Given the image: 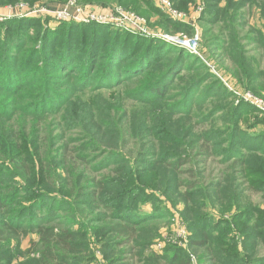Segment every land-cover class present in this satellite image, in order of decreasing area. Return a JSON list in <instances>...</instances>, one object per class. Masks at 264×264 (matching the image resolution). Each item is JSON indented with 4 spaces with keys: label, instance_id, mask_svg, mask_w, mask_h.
<instances>
[{
    "label": "rangeland",
    "instance_id": "374dc122",
    "mask_svg": "<svg viewBox=\"0 0 264 264\" xmlns=\"http://www.w3.org/2000/svg\"><path fill=\"white\" fill-rule=\"evenodd\" d=\"M179 1L169 0L172 8L179 13V16L173 17L157 0H14L13 2L0 0V61L2 59L1 53L6 54L11 39V33L6 36L5 29L11 24V27L16 30L19 25L18 22H24L28 19H38L40 21L38 28L30 31L32 37L28 40L25 51L32 53L33 56L31 57L35 58V62L31 64V67L41 71L48 68L46 63L49 59H52L51 63L59 64L57 56H52V58L47 55L44 49H41V36L45 30L52 31L63 23H72L82 27H108L133 38L142 41L147 40L148 43L154 45H167L166 52L181 51L187 58L183 69L179 67L176 77L165 85L166 89L163 90L164 97L162 99L168 100L166 109L148 105L153 108L150 111L151 114L156 113L160 116L158 121H144L145 117L143 115L146 109L143 107V103L126 99L130 96L133 97L135 93H138L147 85L155 83L156 76L166 68L165 66L169 64V61H163L165 64L158 66L151 75H144L136 81L123 85L121 88L105 92L102 96L103 109H98V111L108 112L109 115L113 116L111 119L123 127L127 126L135 129L138 124V132L133 136L134 139L130 142L128 148L120 146L119 150L122 153L119 155L121 156L113 155L114 158L109 154H104L106 151L114 150L112 143L107 138L97 140L102 152L95 154L91 159V163H96L92 171L86 175L85 166L81 161L76 162L75 172L72 176L67 172L65 173L62 167L59 166L56 180L53 181L56 184V190L54 188H44L47 192L57 195L53 198H44L51 199V201L43 202L44 205H55L58 209L54 221L65 222L64 229L76 231L83 237L82 240H77L80 244L85 245L82 249L86 250L80 254V258L83 259L80 264H109L108 259H115V257L120 259L122 257L120 252L124 248L119 246L115 250L116 255L114 258H109L107 251L112 250L114 246L105 247L104 249L103 245L105 243L95 235L100 226L90 225V221L93 219L110 217L107 215L108 212L102 206H98L99 203L93 202L88 194L84 198L82 196V199L76 198L75 194L72 197L68 194L70 189L74 191V186H71L74 182L83 188L87 185L85 192H88V190L95 189L103 179H108L106 183H109L110 190L106 192V195L116 196L120 193L115 191L116 185L119 183L125 184V182L113 174L112 170L115 169V165L122 167L133 165L143 177L140 183L144 185L143 193L149 197L150 201L147 203L144 200L136 201L137 211L135 213L142 214L144 217H150L157 213L158 215H161L160 213H163L162 216L165 215L163 219L153 216L156 218L151 221L152 223L142 227L139 232L140 240L149 239L151 243L148 247L137 248L134 254L126 256L125 259L129 260L130 264L133 262H135L134 264H147L150 257L162 255L164 250L170 246L187 250L191 264H201L198 254L190 248L192 232L188 227V220L183 215L185 209L188 206L195 207V203L186 199L185 196L188 190L182 185V182L170 184L171 177L173 179L179 178L180 181L185 183H188V181L199 182L203 187L200 192L204 190L205 193H210L212 196L217 194L219 200L215 202L206 200V208L204 209V213H210L216 220H228L235 213L234 208L231 212H222L221 209L224 207L225 202L219 194L221 189L222 191H228L229 196L239 190L242 193L240 198L243 205L264 207V192H257L251 186V180L247 178L249 167L234 165L232 160L229 159L231 156H238L239 152L242 151L241 147L235 145L239 134H241L240 141L247 136H252L250 138L252 141L248 142L250 144L259 143L260 150L258 151L260 152L255 151L253 155L256 157L251 161L250 167L260 170L264 168V158H260L262 157L261 154L264 155V149H262L264 139L260 140L262 136L264 137V113L243 99L245 96L252 95V97L264 101V94H256L253 90L247 88L246 81L239 77L233 67L230 66L229 56L234 53L235 49L231 53L229 49L232 47L231 45L228 46V43H230L228 36L231 34L237 33L239 37H244L245 47L249 49L248 51H251L249 53L252 57L254 56L259 61H263L260 62L263 63L264 68V50L257 48L250 40L257 37L255 30L260 29L264 34V18L260 17L259 20L258 9L246 8L243 10V18L240 17L234 20H237V22L231 27H235V31L232 32V29L229 28V21L226 23L222 21L211 23L205 19L208 16L206 11L210 0ZM71 2L74 3L76 8L83 10V20L86 18L92 19L93 17L101 20L99 22L91 20L86 23L83 20L81 22L59 21L56 17L50 15L52 11L56 12L67 8V5ZM224 2L226 0H223V5ZM125 15L138 19V26L132 27ZM15 22L17 26H15ZM195 37L199 38L198 52L201 55L199 58L192 56L184 46L177 45L181 40L192 41L191 39ZM30 55L23 57L21 62L28 63L29 59H32ZM53 71L56 75L57 71L55 69ZM205 78L207 79L206 82L200 84L199 87V81ZM26 81L29 83L26 85L29 86L20 88L16 93H6L1 89L2 86L0 87V99L6 101V109L10 108V103L14 108L11 113L13 114L17 110L12 115L11 120L6 117L0 119V127H5L7 132L10 133L0 134H8L6 140L10 143L13 142L11 149H9L11 152L16 151L18 145H21L23 149L24 144L29 149H37L40 155L47 157V161H50V153H57L56 151L61 149V141H65L64 135L70 138L73 137L77 141L80 132L75 128L78 125L81 129L83 127L84 129L90 128L93 121L91 115L86 112L93 108L95 104L84 108L77 106L68 109L67 105L60 107L56 104V98L52 97L50 87L44 86L41 73L27 74ZM56 83H59V80ZM0 85H2L1 81ZM193 87L197 89L190 92L189 89ZM32 96L34 98L30 99ZM43 98H50V104L44 101ZM35 99L40 100V104L46 103L47 109L59 108L61 110L56 113H47L37 119L39 117L26 113L25 110L23 111L24 107ZM85 101L87 100L82 99L80 102ZM180 103L187 104L185 107L180 108V111L188 112V115L182 116L184 113L178 116L169 114L168 108ZM241 105L248 106L253 110L242 117H238L236 108L241 107ZM157 126L163 133H168L167 141L151 138L144 130V128H147L153 132ZM190 128H192L191 132L189 131ZM195 137H201L202 143L208 141L207 138H209L211 143L209 142L206 146L209 151L206 148L199 150L197 146L190 145L189 141ZM82 140L81 137L80 141ZM80 143L73 142L71 146L80 145ZM5 145L6 143L0 142V160L4 159L5 162H9L6 157L2 158L1 151H3ZM232 150H234V154H232ZM152 152L166 158L169 153L187 156L190 163L183 166L179 173L172 174L171 177L168 171L162 169V167L159 168L158 172H144V166L157 162V158L154 156L157 154L152 155ZM243 152L245 154L244 158H248L247 151L243 149ZM215 153L217 156L213 157ZM223 153L226 154L223 155ZM220 155L224 157H219ZM122 156L124 158H121ZM55 159H57V165H60L61 158L58 156ZM190 171H192V174L189 173ZM7 179V176L0 175L1 181H7ZM17 182L23 184L21 180ZM25 183L31 185L34 191L41 188L38 186V178H35V182L27 179ZM213 183L222 184L219 186L221 188L211 189L210 185ZM208 185L210 188H204ZM197 191L195 190L192 193ZM63 195H67V198L71 197L67 201L72 203L73 209L70 203L62 201V199L54 200L60 197L63 198ZM208 196L205 195V198ZM77 209L84 211L83 217L78 214ZM45 211L48 213V210ZM28 218L29 215L24 217L26 220ZM113 222L114 220L107 218L104 224L110 225ZM104 224L100 225L103 226ZM38 242L39 236L34 233L18 240L1 242L0 264H21L28 259H38L39 252L42 250L41 247L36 248L34 246ZM130 245H134V243L130 242ZM262 251L264 252V249ZM127 262L125 260V263Z\"/></svg>",
    "mask_w": 264,
    "mask_h": 264
},
{
    "label": "trees",
    "instance_id": "16d2710c",
    "mask_svg": "<svg viewBox=\"0 0 264 264\" xmlns=\"http://www.w3.org/2000/svg\"><path fill=\"white\" fill-rule=\"evenodd\" d=\"M6 1L13 2L14 0ZM176 1L180 2L179 0ZM222 2L223 0H210L206 11L208 16L205 19L211 23L229 21V28H231L237 22V20L234 21L235 19L243 18V10L246 8L258 9L259 20L260 17L264 18V0H226L224 5ZM39 23L38 19H28L24 22H18L19 25L16 30L11 27V24L5 29V35L11 33V39L6 54L1 53V89L6 93H16L20 88L29 86L26 85L29 84L26 81L27 74L41 73L44 79L43 84L45 87H50L52 97L56 98L57 106L67 105V108L71 109V107L84 108L95 104L86 112L91 115L93 122L89 129H84V127L81 129L78 127L79 125L75 128L80 132L77 141L73 137L64 135L65 141H61V149L57 150V153H50V161H47V157L40 155L37 149H29L24 144L23 149L21 145H18L17 150L11 152L9 149H11L13 142L10 143L6 140L10 133L5 127H0V133H8L0 134V142L6 143L4 152L1 151L2 158L6 157L9 160V162H5L4 159L0 160V175L8 178L7 181L0 180V243L7 240H18L34 233L39 236V242L34 246L36 248L41 247L42 250L39 252L38 259H28L21 264H80L83 260L80 258V254L86 250L82 249L85 245L80 244L77 240H82L83 237L76 231L64 229L65 222L54 221L58 209L55 205H44L43 202L51 201V199L44 198H53L57 195L47 192L44 188L56 190V184L53 181L56 180L59 166L70 176L75 172L77 161H81L85 166L86 175L92 171L96 163H91V159L95 154L102 152L97 140L107 138L112 143L114 150L106 151L104 154H109L114 158L113 155L121 156L119 155L122 153L119 150L120 146L128 148L134 139L133 136L138 132V124L135 129L123 127L112 120L113 116L109 115L108 112L98 111V109H103L102 96L105 92L121 88L144 75H151L158 66L165 64L163 61H169V64L165 66L166 68L156 76L157 78L154 77L156 78L155 83L147 85L135 93L133 97L130 96L126 99L143 103V107L146 109L143 115L144 121H158L160 116L156 113H154L156 115L151 114L150 111L153 108L148 105L166 109L168 100L162 99L164 97L163 90L166 89L165 85L176 77V72L181 67L183 69L187 58L181 51L166 52L167 45H154L148 43L147 40L142 41L108 27H82L72 23H63L52 31L45 30L41 36V49H44L50 57L57 56L59 62V64L51 63L52 59H49L46 63L48 68L41 71L31 67L35 58L31 57L33 56L32 53L25 51L28 40L32 37L30 31L36 30ZM15 26H17L16 22ZM234 28H231L232 32L235 31ZM255 33L257 37L250 40L257 48L264 50V34L260 29L255 30ZM228 37L230 39L228 46L231 45L232 47L229 50L232 53L235 49L234 53L229 56L230 66L233 67L239 77L246 81L247 88L256 94H264V68L263 63L261 64L263 61L260 60V62L258 58L251 56L249 53L251 51L245 47L244 37H239L237 33ZM29 54H31L30 58L32 59H29L28 63L21 62L22 58ZM60 64L62 65L60 66ZM54 69L57 71L56 75ZM58 80L59 83H56ZM206 80V78L200 80L199 87ZM196 89L193 87L189 90L193 92ZM33 98V96L30 97V99ZM43 99L50 104V98ZM82 99L87 101L80 102ZM5 104L6 101L0 99V119L6 117L11 120L12 115L17 110L12 114L13 105L9 103L10 108L7 110ZM39 104L40 100L35 99L32 103L27 104L23 111L25 110L26 113L33 114L35 117H39L37 119H40L43 117L42 115L60 112L61 110L59 108L47 109L46 103ZM186 105L180 103L172 108L170 106L168 108L169 114L178 116L184 113L182 116L188 115V112L180 111V108ZM250 110L253 109L241 105V107L236 108V115L242 117ZM144 130L148 136L159 141L165 142L169 137L167 132L160 131L159 126L153 132L147 128ZM189 131L191 132L192 128ZM98 132L100 133L98 134ZM240 135L235 145L241 147L242 151L239 152L238 156H231L229 159L234 165L248 166L247 178L251 180V186L257 192H264V168L260 170L250 167L251 161L256 157L253 154L255 151L260 152L258 151L260 150L259 143L250 144L248 141H252L250 140L252 136H247L240 141ZM81 137L83 138L82 141H80ZM207 139L208 141L202 143L201 137H195L189 143L202 150L210 142L209 138ZM263 139L262 136L260 140ZM73 142L81 143L72 147ZM243 149L247 151L248 158H244ZM231 152L234 154V150ZM151 154H157L154 155L157 162L144 166V172H158L159 168L162 167L168 171L171 177L172 174L179 173L183 166L190 163L187 156L184 157L179 154L169 153L167 158L155 152ZM58 156L61 158L60 165H57V159H55ZM214 156L217 154H213ZM261 156L260 158H264V155L261 154ZM225 157L227 158V155ZM114 168L113 174L125 182V184L117 182L119 184L116 185L115 191L120 193L116 196L106 195V192L110 190L109 183H106L108 179H103L95 189L88 190V192H85L87 185L83 188L74 182L71 184L74 186V191L70 189L68 194L71 197L75 194V197L79 199L88 194L93 202L99 203L98 206H102L108 212L107 215L110 217L93 219L90 221V225L100 226L95 235L105 243L104 249L114 246L112 250L107 251L109 258H114L116 248L119 246L124 248L120 252L122 257L120 259H118L119 257L108 259L109 264H130L129 260L125 259L126 256L134 254L137 248L148 247L151 243L149 239L140 240L139 232L142 227L150 225L156 217L163 219L165 215L162 216L163 213H160L161 215L157 213L153 215L156 217H144L142 214H136V201L144 200L145 203L150 201L149 197L143 193L144 185L140 183L143 177L133 165L127 167L115 165ZM189 173L192 174V171ZM35 178H38V186L41 187L37 191L25 183L27 179L35 182ZM19 180L25 185L18 183ZM176 182H182V185L188 190L186 199L195 203V207L188 206L183 215L188 220V227L192 232L190 248L198 254L201 264H264V255L261 252L264 249V207L243 205L240 198L242 193L239 190L229 196L228 191L221 189L219 194L225 202L221 209L222 212H231L234 208L235 213L228 220H216L210 213H204V209L206 208V200L212 202L219 200L217 194L212 196L210 193H205L204 190L200 192L203 187L199 182L188 181L185 183L179 178L173 179L171 177L170 184ZM220 185L222 184L213 183L210 187L217 189ZM210 187L208 185L204 188ZM195 190L198 191L192 193ZM205 195L209 196L205 198ZM63 196V198L54 200L62 199V201L70 203L73 209L72 203L67 201L71 197ZM84 205L86 206L85 203ZM45 210H48V213ZM77 210L79 211L78 214L83 217L84 211ZM27 215L29 218L26 220L24 217ZM107 218H111L114 222L110 225L104 224ZM100 224L104 225L101 226ZM130 242H133L134 245H130ZM125 260L128 262L125 263ZM147 264H191V259L187 250L170 246L164 250L162 255L150 257Z\"/></svg>",
    "mask_w": 264,
    "mask_h": 264
},
{
    "label": "built area",
    "instance_id": "2783aa9c",
    "mask_svg": "<svg viewBox=\"0 0 264 264\" xmlns=\"http://www.w3.org/2000/svg\"><path fill=\"white\" fill-rule=\"evenodd\" d=\"M157 1L167 9L168 14H171L173 17L179 16V13L172 8V5L169 2V0H157ZM50 15L56 17L59 21L81 22L84 19L83 10L81 8H76L73 2L67 5V8L65 9L56 12L53 11L50 12ZM125 16H126L125 18L130 22L132 27L138 26V22H139L138 19L131 18L129 15H125ZM91 20L99 22L101 19H98L97 17H93L92 19L86 18L83 21L86 23ZM263 29H264V23H263ZM191 40L192 41L181 40V42L177 43V45L180 47L184 46V48L188 50V52L192 56L199 58L201 56L200 53L198 52L199 38L195 37L194 39ZM243 99L245 102L252 104L262 113H264V101L258 98H254L252 97V95L245 96Z\"/></svg>",
    "mask_w": 264,
    "mask_h": 264
},
{
    "label": "crops",
    "instance_id": "0c3cea01",
    "mask_svg": "<svg viewBox=\"0 0 264 264\" xmlns=\"http://www.w3.org/2000/svg\"><path fill=\"white\" fill-rule=\"evenodd\" d=\"M262 254L264 255V252L262 251Z\"/></svg>",
    "mask_w": 264,
    "mask_h": 264
}]
</instances>
